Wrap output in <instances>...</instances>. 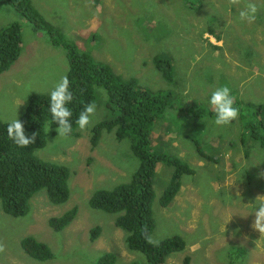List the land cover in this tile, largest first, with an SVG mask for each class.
I'll use <instances>...</instances> for the list:
<instances>
[{
  "label": "rangeland",
  "instance_id": "374dc122",
  "mask_svg": "<svg viewBox=\"0 0 264 264\" xmlns=\"http://www.w3.org/2000/svg\"><path fill=\"white\" fill-rule=\"evenodd\" d=\"M44 16L49 29L36 31L7 1L0 0V30L13 22L22 25L23 43L19 59L0 74V119H20L32 93H51L67 76L69 61L65 44L84 51L90 59L108 64L124 78H136L140 86L172 92L182 105L162 115L153 126L172 129L166 139L153 141V149L187 162L191 173L183 174L181 189L163 207L159 200L171 182L175 167L160 164L154 179V243L170 236L186 241L182 251L171 253L165 264H229V246L247 249L236 264H264V236L251 225L255 219V198L264 195V148L249 138L245 156L241 136L249 117H239L227 126L215 124L207 107L211 93L227 85L244 103L264 104V10L254 22H242L239 12L246 3L259 6L263 0H31ZM55 35L57 43H52ZM154 56L171 58L175 83L168 82L154 65ZM96 111L80 135L58 136L57 128L45 126L46 145L35 150L43 161L65 165L70 170V197L53 204L46 189L31 199L23 216L4 211L0 200V264H94L100 252L112 251L116 264L147 261L140 251H131L125 232L116 226L118 213L92 208L94 191L129 182L140 161L132 149L131 137L118 139L104 130L96 145L92 127L108 117V93L97 87ZM236 99V98H234ZM197 104L193 113L181 110L185 102ZM188 103V104H189ZM189 104V105H190ZM201 105V106H200ZM247 105V104H246ZM185 108V107H184ZM212 149L218 162L197 150ZM248 152V151H247ZM249 153V152H248ZM76 206L73 222L55 231L48 220ZM101 226L91 240V229ZM34 235L51 245L59 255L51 261L29 256L21 239Z\"/></svg>",
  "mask_w": 264,
  "mask_h": 264
},
{
  "label": "trees",
  "instance_id": "16d2710c",
  "mask_svg": "<svg viewBox=\"0 0 264 264\" xmlns=\"http://www.w3.org/2000/svg\"><path fill=\"white\" fill-rule=\"evenodd\" d=\"M33 28L49 29L52 33L54 25L46 22L43 14L33 6L31 0H7ZM197 1V0H194ZM264 10V0L258 6ZM261 23L264 22V15ZM51 41L57 43L55 35ZM23 33L22 25L13 22L0 30V74L8 70L15 63L22 52ZM69 61L67 78L70 82V91L73 100L68 104L72 111V132L69 136H79L81 133L75 121L80 112L89 103L97 99V87H103L108 93L106 106L108 117L96 123L92 129L91 141L96 145L104 130L114 131L118 139L131 137L132 149L139 158L140 164L129 182L121 183L111 189H99L93 192L89 199L92 208L111 213H118L115 224L125 232V243L129 250L140 251L147 261L143 264H165L171 253L182 251L186 247L183 237L175 235L163 239L159 243H148L145 239L150 236L155 227L153 204L156 198L154 179L160 164L175 167L171 182L160 197V204L168 206L181 189V178L185 173H191L192 168L187 162L175 156L161 154L153 149V141L169 140L167 134L172 129L160 125L159 133H153L156 121L169 110L177 106L172 92L153 91L140 86L136 78H124L117 74L110 65L96 62L84 54L74 45L65 44ZM171 58L154 56V65L162 72L164 78L175 83L176 75ZM234 106L244 117H249L241 142L244 145L245 156L249 157L247 140L259 142L264 148V104L244 103L234 95ZM185 102L181 110L194 113L197 104ZM247 104V105H246ZM201 106V105H200ZM50 93H32L25 111L20 117L28 137L36 133L35 142L28 147H18L7 135V123L0 119V200L5 212L13 216L26 215L31 209V199L39 191L46 189L47 196L53 204H62L70 197V170L67 166L43 161L35 156V150L46 145L45 126L53 122L50 113ZM211 117H215L213 108L207 107ZM219 153L212 149H200L198 152L205 158L218 162L215 155ZM249 153H248V152ZM76 206L66 210L58 216H52L48 224L55 230L61 231L70 225L76 218ZM102 231L97 225L91 229V240H95ZM23 250L32 258L39 261H51L58 257L51 245L39 240L34 235L24 236L21 241ZM228 251L229 264H236L243 259L247 249L241 245H230ZM117 254L112 251L100 252L94 259V264H116ZM131 264H141L134 261ZM182 264H191V257L185 256Z\"/></svg>",
  "mask_w": 264,
  "mask_h": 264
},
{
  "label": "clouds",
  "instance_id": "9594fccd",
  "mask_svg": "<svg viewBox=\"0 0 264 264\" xmlns=\"http://www.w3.org/2000/svg\"><path fill=\"white\" fill-rule=\"evenodd\" d=\"M241 0H228L230 5H238ZM258 6L255 3H246L245 7L239 12V19L244 22H254ZM73 100V94L70 91V82L67 76H64L55 85L50 93V113L53 122L58 123V136L66 137L72 132V111L68 104ZM209 104L212 106L215 114V124L218 126H227L239 117L240 110L234 106V97L229 86L223 85L216 88L210 95ZM96 105L94 103L87 104L80 112L75 123L80 130H85L91 123L92 116L95 115ZM7 135L18 147H28L33 144L36 139V133L28 137L25 132L24 124L18 119H14L7 123ZM264 177V172L259 174ZM256 210L254 212L255 219L251 225L254 230H258L261 236H264V195L255 198ZM148 243H152L151 237L146 236ZM3 244H0V253L4 252Z\"/></svg>",
  "mask_w": 264,
  "mask_h": 264
}]
</instances>
